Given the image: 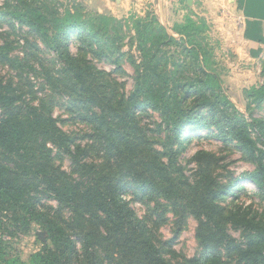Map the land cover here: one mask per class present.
<instances>
[{"label":"trees","instance_id":"obj_1","mask_svg":"<svg viewBox=\"0 0 264 264\" xmlns=\"http://www.w3.org/2000/svg\"><path fill=\"white\" fill-rule=\"evenodd\" d=\"M83 10L0 5V264H264V117L255 116L264 86L245 91L248 116L196 60L168 69L144 47L130 75L127 26ZM157 22L159 39L178 42ZM193 51L184 46L187 58ZM195 138L217 140L226 155L185 158ZM235 154L251 165L239 176L223 162ZM245 183L256 188L248 204ZM191 218L197 250L187 255L175 239ZM30 236L40 247L24 257L19 241Z\"/></svg>","mask_w":264,"mask_h":264},{"label":"rangeland","instance_id":"obj_2","mask_svg":"<svg viewBox=\"0 0 264 264\" xmlns=\"http://www.w3.org/2000/svg\"><path fill=\"white\" fill-rule=\"evenodd\" d=\"M61 2L69 6L74 3L82 4L84 7L82 14L85 17L90 13L100 12L124 22V26L127 27L123 30L122 46L126 55L122 59V65L130 75L135 74L137 66H141V49L144 47L153 48V51L159 50V54L165 57L168 69H174L175 63L184 60H196L204 69L217 76L224 93L238 109L250 115L245 91L253 86H264V55L258 58L249 56V48L244 40V28L240 25L235 10L226 6H216L214 0H196L194 3L193 0H160L159 6L157 0H61ZM3 3L4 0H0V5ZM135 20L140 21V25L148 24L149 32L136 31ZM158 20L168 34L178 42L159 39V35L153 32V29L158 26ZM4 26L7 27L6 24ZM184 46L194 50L189 58L184 54ZM97 65L107 71L114 68L107 62ZM6 70L0 64V74H5ZM127 79V88L130 89L133 81L131 77ZM61 114H64V109H56V115ZM63 116L65 117L66 114ZM255 116L264 117V108L256 109ZM152 120L159 119L155 117ZM70 127L81 128L79 124L65 126V128ZM187 146L182 156L188 159L199 149L226 155L222 145L212 138H195ZM239 156L235 154L232 159L223 161L234 170L236 176L251 169V165L241 160ZM245 185L249 191L248 194H241L240 202L248 204L252 201V193L256 188L248 183ZM133 205L139 215L146 212L144 205L140 203ZM195 228L196 221L193 218L189 219L184 231L175 239L176 248L180 252L187 255H193L196 252ZM231 232L236 238H240L238 231ZM161 233L166 239L174 236L171 225L163 226ZM38 247L40 243L34 236L24 237L19 241V249L24 257Z\"/></svg>","mask_w":264,"mask_h":264},{"label":"crops","instance_id":"obj_3","mask_svg":"<svg viewBox=\"0 0 264 264\" xmlns=\"http://www.w3.org/2000/svg\"><path fill=\"white\" fill-rule=\"evenodd\" d=\"M196 0H193V3ZM216 6L233 9L244 28L245 44L252 58L264 55V0H214ZM158 6L160 0H157ZM215 6V7H216Z\"/></svg>","mask_w":264,"mask_h":264},{"label":"water","instance_id":"obj_4","mask_svg":"<svg viewBox=\"0 0 264 264\" xmlns=\"http://www.w3.org/2000/svg\"><path fill=\"white\" fill-rule=\"evenodd\" d=\"M38 235H40L42 238H44V232L38 231Z\"/></svg>","mask_w":264,"mask_h":264}]
</instances>
